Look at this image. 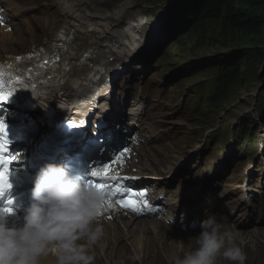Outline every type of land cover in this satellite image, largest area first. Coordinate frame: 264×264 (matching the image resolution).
<instances>
[{"label":"rangeland","instance_id":"obj_1","mask_svg":"<svg viewBox=\"0 0 264 264\" xmlns=\"http://www.w3.org/2000/svg\"><path fill=\"white\" fill-rule=\"evenodd\" d=\"M10 1L19 12L14 22L16 23L14 39L18 45H15L13 54L27 50V47L31 48L30 46L33 45V42L29 45V41L26 39V37L31 36V32L39 38L37 43H41L43 39H47L48 37H46V35L43 36L42 34H48L47 27L53 29L61 22L65 9L69 5V2L64 4L65 0ZM99 1L108 3L104 5V8L101 6L100 8L90 7L83 11L81 10L79 16L83 20L82 23L87 22L84 21L85 17L93 18L97 16L98 20L104 19L107 16V11H111L113 8L117 9L120 6V2H117V0ZM126 1L128 2H126V6L129 8H125V10L127 11V16L134 18L135 23L133 24L139 23L140 21L141 23L147 22V24L143 25L144 30L140 31L143 34L144 39L148 32L149 25L154 20H156L159 25H164L165 21H163L160 16L156 15L160 8L163 9H160L161 12H164L166 9H171L172 11L180 9L179 12L181 11L182 13V9L186 10L187 5H191L197 7L195 11L198 12V14H203L202 4L205 3L204 0H166V2L160 0L162 5L159 7L156 4L150 6L149 3L144 5L145 0ZM231 1L232 0L226 1L223 4L227 6ZM237 1L238 0H235V3H237ZM126 3L124 2L123 4ZM169 4L172 8L168 7ZM178 4H180V6H178ZM238 4L241 5V3ZM239 5L235 10L249 15L248 17H251L250 19H254L257 26L255 31H258L256 34L260 36L262 34L264 37V11L262 13L260 11H248L246 13L244 8L238 9L240 8ZM91 6L94 5L91 4ZM79 10L80 8L77 9V11ZM148 12H150V17L147 15ZM177 15H175V17ZM50 16L53 17L51 18ZM50 18L51 20L46 23ZM189 19L194 20L193 17H190ZM125 20L126 19L124 18L123 21ZM174 21L175 19L171 17L168 20L167 25L150 41L145 51L134 57L132 63L128 65V68L126 69L128 75L127 77L124 76L120 89L123 92L124 99L134 97V94L136 93L138 99L141 101H144L147 98L149 105L152 108L151 116L152 124L155 127L153 128L154 132L158 131L163 137V140L158 142L159 145L153 147L154 153H152V158L155 161L163 159L162 164L164 165V171L168 166L176 163H185L182 164L183 167L178 173L176 181L172 187V190L175 189V191H173L174 205L171 208L173 215L170 213L169 216H174L175 213L179 215L181 219L189 220L194 214L207 215L214 211L221 215L225 214L231 219H235L234 215L237 210V196L243 197L244 194L249 192L257 194L259 186L264 187V163L259 165L256 163L252 168V162L255 157L250 159V157L247 156L243 157L245 162L239 165L241 156L238 154L239 151L237 150V146L232 142L234 125H237L239 119H241L248 111H251L252 113L254 112L252 110V95L256 94V90H259V95L261 92H264V57L260 60L261 62L259 60L251 61L249 62V66L247 65L248 68H244L245 71L248 70L247 73L250 71L258 72L260 78L259 82L250 85L248 88H243V90L239 91L237 95H234L228 101L221 104L218 112L205 107V113L207 115L205 120L198 115V113H203L201 103L198 101H186V99L189 93L194 94V91L191 90L193 85L211 78L212 73L205 72L194 77L189 73L185 75H177L175 73L183 65L190 63L199 65L213 59L225 61V63H235L240 52L250 53L253 57H259V52L264 55V38L257 41L251 36V34H254L252 32H250L251 34H249L248 38L246 36L243 38L241 34L232 36L228 33V41L232 43L234 42V44L237 43V45H225L223 39L218 41L220 36L219 33L217 34V40H211L208 38L205 40V43H203L204 47L201 48L197 46L199 38L191 35L196 26L191 27V24H189L186 19L180 22ZM26 22H28V25L31 24V32L27 31L28 26ZM176 23H181L182 27L180 26L178 28L175 25ZM35 26L40 27V29L34 31V29H36ZM205 28V31L210 30L208 25H206ZM252 28L253 27H250L249 29ZM181 32H185V35L181 34ZM183 37L184 40H182ZM138 39L140 41V37ZM179 40L184 41V44L179 46L176 45L175 43ZM252 40L256 43L255 47H252V44L250 43ZM168 46L171 47L169 48ZM167 48H169V50H167ZM123 62L127 64L130 63L127 53L123 55ZM158 65H161V67L158 68ZM142 77L147 81H152L149 87L147 85L145 86L144 83H141V81H143ZM183 77L187 78L185 81V89L174 88L167 90L168 87L173 86L174 82H176V87L180 88L178 84L182 83L181 78ZM140 91H143V96L141 97ZM147 93L149 94V97H146L145 94ZM238 96L241 97L238 98ZM196 97L197 94L192 98ZM243 102H246L248 105L244 104L246 107L240 106ZM255 102H257V100ZM202 104L205 106L204 100H202ZM192 108L194 109V113ZM232 109L233 111H231ZM229 114H231V117H229ZM219 124H221L220 128L215 132H211ZM225 125H229L231 129V143L228 150L223 152L221 150L220 142V137L223 135L220 133L224 132L222 126L224 127ZM206 139L210 140L212 145L208 149L218 151L215 157H213V153L208 156L207 149L203 148L202 145ZM261 139L262 133H259L258 142H260ZM156 148L157 151L155 150ZM207 183H210L213 187L205 185ZM204 188L207 189V196L204 200L200 203H192L189 200L190 192L193 190H202ZM162 194L165 195L166 192L162 191ZM217 195L219 196L218 199ZM260 197L261 200L264 198V196ZM210 199H216L213 205L210 204ZM257 202H259V199ZM252 208L254 207L251 206L250 209L246 208V210H251ZM226 209L229 211L228 213L226 212ZM260 209L264 211V206ZM184 232V235L187 236H184L185 238H182V233L180 232H178L179 235L172 231L168 233L166 232V237L163 238L155 236L153 233L152 235L154 238L158 237L162 239V242H156L157 244H160L161 248L163 245L167 246L166 248L163 247L160 249V251L156 250L157 252L150 248L152 244L147 246L148 250L146 247H142V250H138L135 244H131V246H128L125 251L124 243L117 242H115L116 246L113 247L112 250V241L115 240L109 239L108 247V241L102 239L100 243L101 246L98 244L93 250L95 255L94 264H167L168 257L171 255H182L183 252L192 250L194 245H191V243H194L196 232L189 231L188 229ZM249 232H255V234L252 235L249 234ZM242 234L243 236L240 237ZM263 234L264 226L260 227L255 225L252 230L243 229L240 231L239 235L236 236L238 244L242 247L247 256L245 264H250L249 262H251V264H264V250L261 251L259 249V251L256 252L255 248L253 251L251 249L252 245L245 249V241L249 236L252 237L250 238L251 243L255 245ZM139 240L140 237L137 236L134 242H139ZM259 247L263 246L259 245L258 248ZM136 255L141 257L140 261H134L132 259V257ZM217 260V264H229L227 260L221 257H218Z\"/></svg>","mask_w":264,"mask_h":264},{"label":"clouds","instance_id":"obj_2","mask_svg":"<svg viewBox=\"0 0 264 264\" xmlns=\"http://www.w3.org/2000/svg\"><path fill=\"white\" fill-rule=\"evenodd\" d=\"M31 197L20 226L9 225L12 211H0V264H41L49 254L54 264H94L93 250L104 234L99 218L106 193L80 183L64 167L46 163L35 175ZM199 227L192 250L171 255L167 264H217L218 257L245 264L235 233L214 214H207Z\"/></svg>","mask_w":264,"mask_h":264},{"label":"bare ground","instance_id":"obj_3","mask_svg":"<svg viewBox=\"0 0 264 264\" xmlns=\"http://www.w3.org/2000/svg\"><path fill=\"white\" fill-rule=\"evenodd\" d=\"M1 1L6 3L7 9H8L7 13L10 17H12V16L16 17L19 14L17 8L15 6H13V4L11 3L10 0H1ZM119 1L120 0H117V2H119ZM163 1L166 2V0H163ZM68 2H69V5L65 9V13L62 16L61 22L58 23L56 25V27L53 29H51L50 27H47L48 34H42V35L43 36L46 35V37H48L47 39H45L43 41V44H46L48 42L47 46H49L53 43H58V42L69 43L70 48H69V50H67V52H66L67 54L65 55L64 59L68 60L70 63H72V62L79 63L82 59V56L85 53H88L86 60L98 59L101 62V65H104L106 63L108 66H110V71H112L115 68L117 69L120 67H123V68L126 67L127 63L123 62V55L125 53H127V57L130 59V62H131V60L135 57V55H138L142 51L143 41H145L146 39H144V36L140 31L144 30L143 25L146 24V22L141 23V21H140L139 23H136V24L124 23V21L122 20V16H123V14H125V8L128 9L129 7L119 6L118 7V13H120V14L117 16L116 19H112L111 20L112 25H111V23H109V25H110L109 28H106L107 26L105 27V21L108 22L110 18H104V19L98 20V22L95 23L96 17H93V18L92 17H85L84 21H87V22L82 23L83 20L79 16V12L81 10H83V8L86 9L88 5H90L88 8H90V7L91 8H96V7L100 8L101 6H102V8H104V5L108 2H100L99 0H66L64 2V4L68 3ZM126 2L127 1H125V3ZM149 2L151 4H156L159 7L162 5L160 0H154V1L153 0H145L144 5L148 4ZM127 3L122 4V5H127ZM91 4L94 6H91ZM178 6H180V4H178ZM168 7L172 8L170 6V4ZM79 8H80V10L77 11V9H79ZM160 9L163 10L162 8H160ZM160 9L156 13V15L160 16L162 20L165 19L168 21L171 17L173 19H177L175 16H173L172 13L168 12L167 10H164V12H161ZM179 10H175V11H179ZM182 12L184 13V16L186 13L189 17H193V19H194L193 13L190 10H188V9L183 10L182 9ZM147 15H148V17H150V12H148ZM50 17L52 18L53 16H50ZM51 18L48 19L46 21V23L49 22L51 20ZM125 19L128 21L129 17L126 16ZM20 20H21V18H20ZM193 21L194 20H191L192 27L195 26V25H193ZM174 22H177V21H174ZM26 23L28 25V22H26ZM175 25L178 28L180 26L182 27L181 23H176ZM159 26L160 27H157L155 32H157L158 29L162 28L161 25H159ZM28 27H31V24H29ZM35 28L36 29H34V31H36L37 29L38 30L40 29V27H36V26H35ZM62 29H65L64 36H61V30ZM136 33H138V35ZM69 35L72 37V39L66 40L65 37H67ZM131 37H133V41L135 42V44L131 45V47L126 46L124 39L130 40ZM139 37H140V41L138 43L136 40H138ZM11 40H13V39L11 38V36L8 33H5L4 31L0 33V43L1 42H10ZM0 46H1L0 47L1 50H3L5 53H9L5 43L0 45ZM110 58H113L112 62H110ZM196 67L199 68V66H196ZM123 72H124L123 73L124 76L127 77V75H128L127 72L126 71H123ZM90 73L96 74V72L95 71L92 72L91 69H90ZM60 74H63L66 76L69 74V72H65V73H61V71L57 72V75H60ZM85 74L84 75L86 78V76L89 74H87V72H85ZM120 75H122V73ZM184 81H186V80H184ZM178 86L182 89H185V82L178 84ZM13 99L18 100V98H16V92H14ZM133 120H134L135 124H138V126H141V124L147 120V117L140 114L137 117V119H133ZM243 134H245V133H243ZM150 136L153 137V134L151 133ZM154 163L155 162H153L152 164H154ZM189 163H190V159H189ZM152 164H151V167H153ZM155 169L157 170L158 167H155ZM170 179H171V176H170ZM167 180H169V178H167L166 181ZM147 183L152 188L153 194L163 195L164 197L168 196V191L162 190L161 189L162 187L159 189L155 187V181H149ZM208 185H209V187H213V185H210V183ZM202 190L206 191L205 188ZM162 191H165L166 194L165 195L162 194ZM193 192L194 191H191L189 196ZM196 196L198 198H201L202 200H204L202 198L201 192H197ZM261 196H264V193H262ZM257 200L253 201L250 205L252 207H254L256 209V211L258 212L257 217L264 219V211H262L260 209L262 206H264V198L261 200V197H260L259 202H257ZM241 210H243L242 212L244 214H247V215L252 214L250 212V210H246V209H241ZM226 212L228 213L229 211L226 209ZM170 218H173L172 221L175 220V216H168V217L163 219L162 223L165 224L166 220H170ZM108 223L112 224L114 226V228H113L114 231L113 230L109 231V233H106L104 237H105V239H107L106 237L108 235L112 239L113 238L115 239V237H116L115 241H112L113 242V245L111 246L112 250H113V247L116 246L115 242H117V241L120 243H124V245H125L124 250L125 251H126V248H128V246H130L131 244H135L137 246L138 250L139 249L142 250L143 249L142 247H146V249H147V246H149L151 244L153 246L151 245L150 248L152 250H155V251L156 250L160 251V249H162L163 247L164 248L167 247L166 245H163V247L161 248L160 244L156 243V242H159V243L162 242L161 241L162 239H160L158 237H161V238L166 237L165 233L167 232V231H164V230H166V228L163 227L157 221H153V222H141V221H139L138 222V229H134L132 231H127L126 228H130L131 224L129 221H126V222L123 221L122 217H119L118 219L114 220L113 222H108ZM257 226H259V225H257ZM184 227H185V221L182 222V228H184ZM168 229H169V227H168ZM231 230L235 233V236H237V235H239L240 231L243 229L239 223H235V229L234 230L231 229ZM183 232H180V233H182V238L184 236H186V235H184L185 232L184 233ZM153 233L155 236H158V237L154 238L152 235ZM249 234L253 235V234H255V232H249ZM177 235H179V233H177ZM137 236L140 237V240H139V242H134ZM242 236H243V234L240 237H242ZM174 238H175V236H174ZM250 238H252V237L249 236L248 239L245 241V248H248L250 245L254 246V244L251 243ZM175 245H177V244H175ZM191 245H194V243H191ZM188 247H190V246H188ZM263 249H264V247H263ZM154 254H155V252H154ZM156 255H157V253H156ZM249 263L251 264V262H249Z\"/></svg>","mask_w":264,"mask_h":264},{"label":"trees","instance_id":"obj_4","mask_svg":"<svg viewBox=\"0 0 264 264\" xmlns=\"http://www.w3.org/2000/svg\"><path fill=\"white\" fill-rule=\"evenodd\" d=\"M226 1L229 0H204L205 3L202 4L203 14H198V12L195 11L197 7L187 5V9L190 10L194 16L193 25L197 26L191 33L192 36L194 35L199 38L197 46L203 48V43H205V40L208 38L211 40H217V34L219 33L220 36L218 41L223 39L224 41H222L225 45H237V43L234 44V42L232 43L228 41V33L232 36L241 34L243 38L245 36L248 38L249 34H251L250 32H252L254 34H251V36L257 41L264 38L262 34V37L256 34L258 31H255L257 26L254 19H250L251 17H248L249 15L235 10L239 5L238 3H241V5H239L240 8L238 9L244 8L246 13L248 11H260L262 13L264 11V0H238L237 3H235V0H232L231 3H228L227 6H225L223 3ZM206 25L209 26V31H205ZM250 27L253 28L249 29ZM250 43L252 44V47L256 46L254 40ZM258 55L259 57H253L250 53L240 52L235 63H225V61L213 59L204 64L195 65L199 66L196 73L208 71L216 74L213 95L215 98L219 99L221 96L234 92L241 84L246 85L247 83L253 84L259 82L260 78L258 72L250 71L252 73H247L248 70H244L245 67L248 68L250 64L249 62L254 60L260 61L264 57L260 52Z\"/></svg>","mask_w":264,"mask_h":264},{"label":"snow or ice","instance_id":"obj_5","mask_svg":"<svg viewBox=\"0 0 264 264\" xmlns=\"http://www.w3.org/2000/svg\"><path fill=\"white\" fill-rule=\"evenodd\" d=\"M64 32H65V29H62L61 30V36H64ZM65 39L66 40H71L72 37L69 35V36L65 37ZM56 47H57L58 51H62L63 50V46L62 45H57ZM87 55H88V53H85L82 56V59H81L80 63L86 62ZM17 59H19V58H17ZM59 61H63V66H64V68L66 70L68 68H72V67L78 66L76 62L70 63L68 60H66V59L62 58L60 55L56 54V55H54L52 57L44 58L42 63H41V65H40V67L44 68V69H47V68L55 69L56 67L59 66L58 63H57ZM25 71L28 72V73H31L32 69H26ZM66 79H72V77H58L57 78V83L58 84H63ZM95 79H99V77L98 76H93L90 73L89 77H88V80H87V84H88L89 87H91L92 82ZM26 87H27V85H25V88ZM32 87L34 88L35 85H32ZM22 89H24V88H22ZM13 94L14 93L11 92V91L5 92L2 88H0V103L7 102L9 100V98ZM69 126L70 127H74V128L75 127H84V122H82V121L78 122V121H75V120H71L69 122ZM10 143H11V141L8 139L7 125L4 122V117H0V159L3 158L2 154L9 150L8 146H9ZM14 159H15V157H10L9 158V165L12 163V161ZM117 159H119V157H117ZM98 164H100V163H97L96 165H98ZM95 166L92 167L91 172L89 173V175L91 177H93V178H97V177L104 178V177H107L108 171H109V168H110V166L108 164L104 165L103 172H99V171L94 170ZM8 173H9V169H7V168L0 169V194H3V192L6 189H10L11 188V184L9 183V174ZM125 179H135V177L125 178ZM90 183L95 185V186H98L99 188H101L105 192V185L104 184L97 183L95 180H91ZM105 193H106V201L105 202H107L108 197L110 195H115V193H112V192H105ZM137 195L143 197L144 193L143 192L137 193L135 191H132L131 187L129 186L128 188L120 190V196L121 197L127 196L129 199L126 201L123 198H119L118 199V203L121 206L131 208L133 211H139L140 209L136 206L137 202L134 199V197H136ZM12 203H13L12 199H9L8 200V204L12 205ZM111 206L112 205L109 204V207H111ZM143 206L144 207H150L147 204L146 201L144 202ZM0 211L11 212V211H13V209H12V207H4V208H0Z\"/></svg>","mask_w":264,"mask_h":264}]
</instances>
